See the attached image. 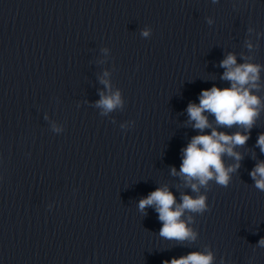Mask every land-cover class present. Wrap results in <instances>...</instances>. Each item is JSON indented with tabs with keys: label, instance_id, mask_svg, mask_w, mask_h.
Masks as SVG:
<instances>
[{
	"label": "water",
	"instance_id": "1",
	"mask_svg": "<svg viewBox=\"0 0 264 264\" xmlns=\"http://www.w3.org/2000/svg\"><path fill=\"white\" fill-rule=\"evenodd\" d=\"M228 52L264 65V0H0V264H164L207 249L215 264H264V192L249 175L264 112L229 186L209 182L194 243L160 238L155 210L137 209L165 183L179 200L169 170L198 134L186 108L229 87ZM105 71L123 106L101 115Z\"/></svg>",
	"mask_w": 264,
	"mask_h": 264
},
{
	"label": "clouds",
	"instance_id": "2",
	"mask_svg": "<svg viewBox=\"0 0 264 264\" xmlns=\"http://www.w3.org/2000/svg\"><path fill=\"white\" fill-rule=\"evenodd\" d=\"M218 2L219 0H212L213 4ZM213 22L211 17L207 18L209 25ZM151 34L150 27L146 26L140 30L143 38H149ZM246 46L249 50L254 47L250 41L246 42ZM240 58L244 63H238L237 55L228 52L219 63V67L224 69L219 78L228 82L229 87L222 89L213 84L211 88L200 92L198 104L190 102L186 108L188 119L185 126L197 130L198 134L192 136L187 146L181 150L179 170L175 166L169 170L170 176L179 179L175 186L180 192L179 200L171 191V186L165 183L137 202V209L141 214L147 215V209L150 207L158 214V220L161 222L158 235L164 240L184 246L196 241L198 232L192 227L195 217L211 211L206 194L209 182L223 187L229 186L232 176L240 168V161L244 158L237 148L247 144L252 128L264 112V97L259 95L260 91L264 90V79L261 77L264 65L255 63L243 55ZM108 76L109 73L105 71L100 83L110 94L101 91L100 99L95 102V107L101 109V115H108L123 106L121 92L111 91L110 80L105 78ZM221 126L226 129L235 126L237 131L231 134L220 131ZM52 127L57 133L62 131V128L55 124ZM121 127L124 128L125 125ZM256 147L264 154V132L258 135ZM225 155L234 163L226 164ZM255 158L253 153V159ZM249 175L254 187L264 192V160H257ZM181 189H191L195 195ZM256 247L264 248V238L258 241ZM164 264H215V255L210 249L194 251L186 256L173 257Z\"/></svg>",
	"mask_w": 264,
	"mask_h": 264
}]
</instances>
